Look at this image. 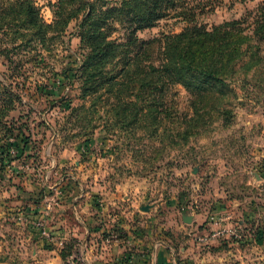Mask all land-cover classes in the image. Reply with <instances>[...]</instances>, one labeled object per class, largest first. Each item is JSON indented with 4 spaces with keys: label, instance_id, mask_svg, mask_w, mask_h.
Returning <instances> with one entry per match:
<instances>
[{
    "label": "rangeland",
    "instance_id": "obj_1",
    "mask_svg": "<svg viewBox=\"0 0 264 264\" xmlns=\"http://www.w3.org/2000/svg\"><path fill=\"white\" fill-rule=\"evenodd\" d=\"M56 1L35 0L45 23L52 21L50 5ZM104 1L111 5L117 0ZM263 4L264 0H178L176 10L137 36L153 40L151 50L156 54L164 35L190 24L210 29L240 20L248 26ZM114 26L111 38L123 41L125 28L119 23ZM9 39L10 34L0 32V83H4L0 105L8 95L5 84L20 99L11 101L7 119L0 120V147L9 133L18 130L27 137L29 147L21 159L9 164L0 161V264H45L57 252L56 245L50 247L52 251L30 227L28 205L31 193L41 195L43 187L48 190L45 180L71 176L83 175L82 188L105 205L107 193H114L117 198L109 213L120 220H127L125 212L136 209L131 201L151 205L149 213L132 214L134 226L142 230L148 223L158 236L174 238L176 249L186 243L194 264H204L199 259L206 252L217 259L221 248L234 247L198 240L211 215L220 213L232 225L246 224L238 247H248L255 234L264 235V59L249 71L238 68L228 80L235 91L227 105L230 112L208 117L184 141L175 136V130H182L184 119L192 113L191 95L179 84L168 87V116L153 136L144 127L121 128L100 101L89 107L92 98L80 97L76 69L85 51L76 35V20L45 46L23 45L5 58ZM259 55L264 56L261 51ZM5 121L11 123L9 128ZM183 215H192V221L185 223ZM105 218L110 225V218Z\"/></svg>",
    "mask_w": 264,
    "mask_h": 264
},
{
    "label": "trees",
    "instance_id": "obj_2",
    "mask_svg": "<svg viewBox=\"0 0 264 264\" xmlns=\"http://www.w3.org/2000/svg\"><path fill=\"white\" fill-rule=\"evenodd\" d=\"M178 6V0H117L111 5L104 0H57L50 5L52 21L45 23L35 0H0V32L10 34L11 46L4 56L23 45L38 42L45 46L76 20V35L85 51L76 78L80 97L92 98L89 107L100 101L121 128L140 126L153 136L168 116L166 91L179 84L191 95L192 113L184 119L183 129L175 130V136L187 141L208 117L230 112L227 105L235 91L228 80L238 68L249 71L264 59L259 55L260 51L264 54V4L248 26L240 20L224 21L210 29L190 24L178 33L164 35L153 54V40H141L137 32L153 27ZM115 23L126 30L123 41L111 38ZM5 87L8 95L0 105V120L7 119L11 101L20 99ZM3 124L10 127L11 123ZM9 134L0 147L4 164L24 157L29 147L20 130ZM72 250L73 243L64 244L62 260Z\"/></svg>",
    "mask_w": 264,
    "mask_h": 264
},
{
    "label": "crops",
    "instance_id": "obj_3",
    "mask_svg": "<svg viewBox=\"0 0 264 264\" xmlns=\"http://www.w3.org/2000/svg\"><path fill=\"white\" fill-rule=\"evenodd\" d=\"M82 178L83 175L67 177V180L47 179L45 184L48 190L43 187L44 193L41 195L31 193L33 200L28 205L31 209L30 216H28L31 218L30 223L35 218L46 214L47 226L54 238L42 239L44 245L49 248L56 245L55 251L57 252L45 264H67V260H62L60 251L64 244L70 242L73 243L72 252L81 250L86 264H194L196 259L194 256L188 257L189 248H186V243L185 247L181 246L176 249L174 238L162 234L158 236V232L152 230L148 223L142 225V230H137L134 226L135 216L132 214L136 211L149 213L153 207L149 211H143L140 209L141 205L145 204L142 200L139 199L135 205L131 201V206H137L136 209L125 212L127 220H120L121 217L118 218L116 214L109 213L115 205V198H117L115 194L107 193L109 202L105 205L97 195L82 188L83 184L80 181ZM60 180L63 182L62 193L59 195L57 190L51 191L50 187ZM124 198L131 199L127 195ZM109 205L112 206L109 207ZM221 213L223 216L226 215L225 211ZM251 214L252 212L249 218H252ZM105 216L110 218V225L106 223ZM228 224L229 222L226 223ZM241 224L244 229L246 224ZM215 227L214 224L207 223L199 233L200 235L209 233ZM255 227L257 228L256 225ZM68 237L71 238L69 242H67ZM214 241H221L223 245L228 244L234 247L232 249L221 248L217 259H213L212 255L206 252L200 256L201 263L264 264V235L262 233L255 234L248 242V247L245 248L237 246L239 242H243L242 240L238 242L229 237L207 238L204 243ZM32 249L34 256V247ZM50 249L54 251V248ZM186 257H188L187 260Z\"/></svg>",
    "mask_w": 264,
    "mask_h": 264
},
{
    "label": "built area",
    "instance_id": "obj_4",
    "mask_svg": "<svg viewBox=\"0 0 264 264\" xmlns=\"http://www.w3.org/2000/svg\"><path fill=\"white\" fill-rule=\"evenodd\" d=\"M11 153H15V151L11 149ZM62 182L63 181L60 180L53 187H50V189L57 190V194L60 195L62 193ZM210 219L212 220L211 223L216 227L210 230L209 233L199 235V241L204 243L206 242L207 238L217 239L220 237H231L235 240L241 241L243 238H245L244 229L241 224L226 225L223 217L219 215V213L216 216L211 215ZM46 220V214L39 216L32 220V222L30 223V227L35 231H38L43 239L49 240L54 238V236L52 234V231L48 228ZM67 261L69 264H86L81 250L78 252H72L68 256Z\"/></svg>",
    "mask_w": 264,
    "mask_h": 264
},
{
    "label": "water",
    "instance_id": "obj_5",
    "mask_svg": "<svg viewBox=\"0 0 264 264\" xmlns=\"http://www.w3.org/2000/svg\"><path fill=\"white\" fill-rule=\"evenodd\" d=\"M152 206L149 204H142L140 209L143 211H149ZM182 219L185 223H190L192 221V215H183Z\"/></svg>",
    "mask_w": 264,
    "mask_h": 264
}]
</instances>
